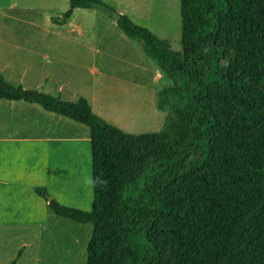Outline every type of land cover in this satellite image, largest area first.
Returning <instances> with one entry per match:
<instances>
[{"label": "trees", "instance_id": "obj_1", "mask_svg": "<svg viewBox=\"0 0 264 264\" xmlns=\"http://www.w3.org/2000/svg\"><path fill=\"white\" fill-rule=\"evenodd\" d=\"M180 2V51L100 0H70L53 19L79 8L117 15L171 82L158 93L160 132L125 133L85 98L26 90L0 71V100L89 129L91 211L35 189L57 217L92 226L86 264H264V0Z\"/></svg>", "mask_w": 264, "mask_h": 264}, {"label": "crops", "instance_id": "obj_2", "mask_svg": "<svg viewBox=\"0 0 264 264\" xmlns=\"http://www.w3.org/2000/svg\"><path fill=\"white\" fill-rule=\"evenodd\" d=\"M58 1L46 0L49 8L47 30L18 34V37L16 32H7L6 27L0 25V71L8 83L26 90L60 97L66 102L85 98L95 113V104L100 101V90L97 91L95 86L98 82H90L91 88L87 90L88 82H70L68 73L74 68L108 77L97 67L100 63L97 57L102 56V51H94V47L76 41L84 37L82 27L74 23L81 8L75 9L63 24L53 22L54 18L61 19L68 10L64 4L53 15ZM31 4L24 6L22 0H0V23L24 22L20 15L22 11L33 14L42 8ZM94 19L98 22L100 18L94 14ZM34 20L37 19L30 23L38 28V21ZM92 34L94 37L95 33ZM144 61L146 65L140 68L147 69L153 82L167 80L155 64ZM97 114L105 118L103 111ZM84 126L48 112L38 104L0 100V232H19L14 237L20 241L17 264L24 261L29 248H42L49 239H58L60 236L56 237L55 227L60 219H65L50 210L48 202L36 193V188H46L62 205L83 211L92 209L93 174L92 177L89 175L92 179L89 203L86 207L83 203L87 168L92 172L93 164L90 132ZM37 253V258L33 259L36 263L41 261ZM1 259L0 255V264Z\"/></svg>", "mask_w": 264, "mask_h": 264}, {"label": "rangeland", "instance_id": "obj_3", "mask_svg": "<svg viewBox=\"0 0 264 264\" xmlns=\"http://www.w3.org/2000/svg\"><path fill=\"white\" fill-rule=\"evenodd\" d=\"M100 1L117 13L128 16L137 25L149 29L158 38L169 40L173 50H181L180 0ZM29 2L36 6H42V8L33 14L22 11L20 15L25 20L24 22H1L0 25L5 26L7 32H16L19 37L18 34H30L48 29L46 17L49 8L48 4L46 5V0H22V5L25 6ZM69 2L70 0L55 2L53 15H56L60 7H64V4L66 9H69ZM79 12L81 13H76L74 17V23L82 27L84 37H79L76 41L81 45L94 47V51L96 49L102 51V56L97 57L100 61L97 67L100 72L109 76H95L91 72L72 68L68 73L71 76L70 82H88L86 83L87 90L91 88L90 82H98L95 86L97 91L100 90L98 92L100 101L95 104L96 111L98 113L103 111L105 118H101L105 121L109 120L107 123L125 133L143 135L162 131L167 114L159 111L156 106L158 93L171 82L165 79L153 82L152 75L147 69L140 68L146 65L144 60H149L152 64L155 63L143 53L142 44L129 39L122 33L113 18L96 9L91 11L81 9ZM94 14L99 16L98 22H95ZM31 16H36V18H31ZM32 19H37L34 21H38V28L30 23ZM92 33H95L94 37ZM97 112L95 113L97 114ZM97 115L99 116V114ZM83 128L88 131L87 127ZM89 175L92 177V172L91 170L89 172L87 168V186L83 192L85 207L88 205L92 193V179L89 178ZM59 222V225L55 227L57 229L55 233L56 237H60L49 239L42 248L35 246L29 248V253L21 264H86L87 246L93 232L92 226L78 224L68 219H60ZM18 234L19 232L15 231L0 232L1 264L17 261L20 241L15 238ZM39 249L41 253H37ZM36 253L41 260L38 263L33 261L37 258Z\"/></svg>", "mask_w": 264, "mask_h": 264}, {"label": "water", "instance_id": "obj_4", "mask_svg": "<svg viewBox=\"0 0 264 264\" xmlns=\"http://www.w3.org/2000/svg\"><path fill=\"white\" fill-rule=\"evenodd\" d=\"M112 18L115 20V22H117V15L116 14H113Z\"/></svg>", "mask_w": 264, "mask_h": 264}]
</instances>
